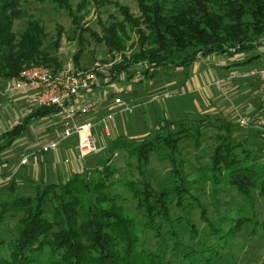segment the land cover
Listing matches in <instances>:
<instances>
[{"label": "trees", "instance_id": "1", "mask_svg": "<svg viewBox=\"0 0 264 264\" xmlns=\"http://www.w3.org/2000/svg\"><path fill=\"white\" fill-rule=\"evenodd\" d=\"M38 1L52 3L71 18L72 41L78 48L73 56L76 68L88 45L85 35L103 44L113 58L116 54L122 56V61L107 74L96 72L109 85L131 67L140 66L141 75L147 78L164 66L191 64L198 55L244 56L264 47V0H134L138 15L117 4L123 20L102 27L101 35L80 25L83 17L76 16L70 0ZM91 1L95 8L106 2ZM86 3L84 0L78 11L84 10ZM23 20L24 29L15 32V23ZM132 36L136 39L132 40ZM60 40L61 30L49 38L41 21L28 14L21 0H0V82L16 81L23 70L33 66H44L54 73L61 71ZM127 48L132 50L129 57ZM58 113L54 107L33 109L22 123L0 133V153L26 133L28 121ZM165 122L163 131L134 141L128 151L143 176L149 155L166 149L174 167L173 187L155 190L146 179L136 186L134 181L125 182L144 219L142 229L154 233L157 241H165L161 229L173 224V207L183 208L186 200L199 204L191 193L196 184L209 182L213 191L220 186L231 187L247 199L251 208L257 197L264 200V140L259 128L254 136L261 143L255 154L247 147L250 136L242 140L232 135L234 128H241L239 122L208 114L197 119L185 115L179 121ZM212 130L216 133L210 165L202 167L196 179L188 180L181 161L174 158L177 143L188 138L199 142ZM121 142L119 138L111 141L108 152L114 155L122 149ZM93 172L75 173L64 182L36 184L32 195L14 198L15 185L11 181L9 195L0 198V264H176L168 258L166 249L160 253L143 248L136 219L119 203L118 193L110 194L119 181L114 180L118 169L111 165L109 157L100 160ZM205 213L202 210L201 217L213 239L227 242L248 228L249 236L258 234L264 238V210L261 219H228L226 230L209 221ZM10 221L14 225L6 230L11 239L8 242L1 229ZM190 231L196 233L193 225ZM167 234L178 239L174 231ZM4 245L7 252L3 251ZM173 250L181 264L186 260L192 264L191 259L201 252L183 250L181 246ZM259 264H264V256Z\"/></svg>", "mask_w": 264, "mask_h": 264}, {"label": "rangeland", "instance_id": "2", "mask_svg": "<svg viewBox=\"0 0 264 264\" xmlns=\"http://www.w3.org/2000/svg\"><path fill=\"white\" fill-rule=\"evenodd\" d=\"M21 1L22 7L28 14L35 16V18L41 21L49 38L55 37L57 30H61L58 56L63 62L62 70L71 69L74 72H86L92 70L94 65L99 63L100 68H98L96 72L107 74L113 66L122 61L121 55L116 54L113 58L107 54L103 44H96L92 37L85 35L84 37L88 41V45L80 59V66L77 67L79 69H77L73 64V56L78 48L76 42L72 41L73 27L71 18L52 3H41L38 0ZM83 1L84 0H70L73 11L79 18L83 17L80 25H82L84 29H90L98 35H101L102 27L108 26L111 23H119L123 20L118 5H125L130 9L132 14L138 15V9L134 0H106L104 5L98 8H95L91 0H86L87 5L85 9L78 11L77 7L82 5ZM24 22V20L17 21L14 25V31L19 32L23 30ZM125 29L129 34V28L125 26ZM133 39L135 40L136 37L132 36V40ZM128 44L129 43H127V45ZM131 52V48L125 49L127 57L130 56ZM250 56H252V54L245 55L243 59H248ZM215 58V60H209L208 62H206L205 59L199 61L200 64L196 71L194 66L183 70V68H174L171 65L159 68L154 74L147 78L145 75H141L143 69L140 66L131 67L125 70L112 85L105 84L106 81L104 77H98L99 84L92 88L90 92L80 94L74 102H71L72 106L80 108L92 102L101 103L98 113L104 115L109 111L111 112L112 99L120 97L126 104L134 106V110L131 114H116L113 121L109 122L108 134L103 132L101 124L95 126L94 138L96 142V151L82 161L79 160L76 155V137H71L63 141L54 151L46 153L41 151L42 147L47 143L59 140L62 131L59 115L28 121L26 133L23 137H20L19 144L26 142L28 145H35V148L38 147V155L34 160H45L47 164H50V166L51 164L55 165L57 169L66 168L69 172L65 175L69 176L66 177L63 182L67 180V178L69 179L72 177L75 173L86 171L93 174L94 169L98 167L99 161H104L109 157L111 165L118 169V173L114 176V180L119 181L118 184L110 190V194L118 193L121 196L119 203L123 204L127 213L136 219L139 233L143 238V248L145 249L160 253L166 249L168 258L176 264H181V258L176 254L177 252L175 250L171 251V249H174L176 246H181L183 250L195 249L201 251L191 259L192 264H259L264 256L263 237L258 234L249 236L250 230L248 228L227 242L215 238L213 239L209 236V230L201 217V211L205 210V217L214 223V225L217 226L221 224L226 230L228 229V219L231 218L235 219L236 217L246 216L261 219L264 210V200L262 198L257 197L254 201V206L251 208L247 199L239 195L236 190L231 187L220 186L213 191V187L209 182L200 185L196 184L192 187L191 193L192 196L196 197L199 204L192 200H186L183 203V208L173 207L171 213L173 224L163 225L161 234H163L165 241L159 242L154 237V233L144 228L142 229L144 219L125 186L126 181H134L136 186L138 181L146 179L155 190H160L164 186L168 189L173 187L174 179L172 178V170L174 167L166 149L149 155L148 162L142 169V176L137 167L136 159L132 157L128 151L130 149L129 145L144 137H152L157 131H163L162 127L165 126L166 120L179 121L185 115L192 119H197L200 117L203 118L204 115L208 113L204 112L207 106L204 102L206 99L203 94L190 93L186 87L175 86V83L180 82L187 75L188 79L193 82L197 81L200 86L214 85L221 76L218 72L220 69L215 66L223 61L230 64L233 56L223 57L222 55H218L215 56ZM238 58L242 60V57ZM237 67L240 66H232L233 69H237ZM8 83L9 82H7V84ZM7 84L0 85V97L4 99L13 97L12 99L15 107L8 106L9 108H6L3 106L6 110L3 112L1 111V116L4 119H9V121L6 122L5 127H1V132L13 127V125L20 124L25 120L29 112H31V108H37L32 104L31 97L28 98L30 103L27 100L25 101L27 104L26 107L22 106L18 108L19 105L16 104L18 102L15 101L17 97H19V94H4V89ZM216 87L217 86H214V90H217ZM212 90L213 89H211V91ZM202 92L204 93V91ZM20 95L23 96L22 94ZM131 99L134 100L132 101ZM135 100L138 101L135 102ZM4 101L5 100H3V102ZM0 103L2 104L1 100ZM217 104L226 105V109L232 107L230 99L220 93H218L214 105ZM87 114H78V121L96 122V117L93 119L92 114ZM210 114L217 116V114L214 113ZM252 124L254 125L253 122ZM241 126L244 128L247 124ZM257 129L256 126L252 129L234 128L232 135L242 140L250 136L251 138L248 139L247 143L248 146L247 144L246 146L256 154L261 143L260 139L255 138V131H257ZM246 131L248 132L247 134ZM215 133L214 130L207 132L205 137L201 138L199 142L188 138L181 139L177 143L178 153L175 154L174 158L177 162L181 161L182 171L184 174L188 175V180L196 179L200 176L201 168L210 165V157L215 144ZM118 138L122 139L120 147L123 148L116 150L114 155L110 154L108 152L109 143ZM14 145L0 153L1 173L13 175L16 169V172L21 173L31 166V164H28L29 157L25 156V158H27V163L23 166L19 165V167L14 170L17 161L13 157H8L7 163H5V170L1 171L5 153L9 150L12 154L13 150L18 149ZM73 168H75V171L72 170ZM49 173L48 170L44 169V179H40L41 173H38L36 174L37 180L34 183L18 186V188L15 186L14 195L11 197L32 195L35 191L36 184L45 182L57 183L62 181L61 178H48L47 181L46 177L49 176ZM12 178H14V176ZM10 183L11 182L8 183L6 191L0 192V198H2L4 194L5 196L9 195L7 193H9ZM223 219H225V221H223ZM13 225L14 221H10L2 227L1 230L4 231L5 241L9 242L11 240L6 230L11 229ZM190 225L195 227L196 233L193 234V232L190 231ZM169 231H174L178 239L167 234ZM7 249V245H4L3 251L7 252ZM172 253L175 254V256H171ZM184 263L189 264L187 260L184 261Z\"/></svg>", "mask_w": 264, "mask_h": 264}, {"label": "built area", "instance_id": "3", "mask_svg": "<svg viewBox=\"0 0 264 264\" xmlns=\"http://www.w3.org/2000/svg\"><path fill=\"white\" fill-rule=\"evenodd\" d=\"M100 64L96 63L92 70L86 72H74L64 69L54 73L50 68L44 66H33L25 69L19 75L18 80L9 82L4 89V94H22L31 97V102L37 108L54 107L59 113L61 120V135L59 140L47 143L41 149L42 152L54 151L63 141L76 137V155L79 160L86 159L96 151L94 128L102 125L103 132L108 134L109 122L119 113L131 114L134 106L128 105L120 97L111 101V112H107L98 119L95 118L101 103L92 102L80 108L72 106L71 102L82 93H88L99 84L96 74ZM239 78H253L257 82L258 92L264 100V66L251 68L238 75ZM220 84V81L217 82ZM92 114L96 122H79L78 114ZM87 114V115H88ZM246 119H241V124H246ZM254 125L262 131L264 140V110L253 119ZM27 163V158L20 161V166Z\"/></svg>", "mask_w": 264, "mask_h": 264}, {"label": "crops", "instance_id": "4", "mask_svg": "<svg viewBox=\"0 0 264 264\" xmlns=\"http://www.w3.org/2000/svg\"><path fill=\"white\" fill-rule=\"evenodd\" d=\"M257 53V54H256ZM249 54H252V56H250L248 59H243V55H222L223 57L226 56H233V58H231L232 62L229 63H225L220 62L219 65L215 66L217 68H219L220 70H218V72L221 74V76L219 77V80L216 81L214 83V85H203L200 86L197 81H191L190 79L187 78V75L185 76V78H183V80H181L180 82H176L175 86H181V87H186L187 90L190 93L193 94H203L204 98L206 99L205 104L207 106V108L204 110V112H208L210 111V113H214L217 114V116H220L222 118H225L227 120H229L232 123L235 122H239V124H241V119L245 118L246 119V127H242L241 129H252L255 126L252 124L253 119L259 115L263 110H264V100L261 97V95L258 92V85L257 82L255 81V79L253 78H239L238 75L241 74L244 71H247L251 68H260L264 66V47L258 48L256 51H253ZM247 54V55H249ZM218 56V55H217ZM238 57H242V60L239 59ZM203 59H205L206 62H208L209 60H215V56L214 55H207V56H200L198 55L196 57V59L188 65L182 66L180 68L184 69H189L191 66L195 67V71L198 67V65L200 64L199 61H203ZM232 66H240L237 67V69H233ZM182 77V76H180ZM220 81V84H217V82ZM1 84H5L3 82H0ZM7 84V82H6ZM214 86H217V90H214ZM211 89H213L211 91ZM204 91V93L202 92ZM211 91V92H210ZM218 93L222 94L223 96H226L230 99L232 107L226 109V105H221V104H217L214 105L216 100H217V95ZM19 97H17L15 102L17 105H19L18 108H21L22 106L26 107V100L28 101L29 96L23 95L21 96L20 94L18 95ZM21 96V97H20ZM13 97L11 98H2L0 97V100L2 101V104L0 103V133H2L3 130L1 132V127H5L6 126V122L9 121V119H4L1 116V111L3 112L4 110H6V108L9 107H15V105L13 104ZM5 100L3 102V100ZM132 100V99H131ZM134 100V99H133ZM132 100V101H133ZM138 100H135V102H137ZM30 103V101H28ZM139 103V102H138ZM6 107V108H3ZM9 106V107H8ZM34 108H31V111ZM103 112V111H102ZM31 112H29L30 114ZM207 113V114H208ZM209 113V115H211ZM29 114L26 116L28 117ZM101 114H97L96 118L98 119ZM53 117V116H52ZM22 123V122H21ZM242 125V124H241ZM14 126V125H13ZM8 130V129H7ZM248 132L246 131V134ZM248 136V135H247ZM23 137V136H21ZM20 139V138H19ZM19 139L13 144L14 146H16V148H18L17 150H13L12 154L9 152V150L7 151V153H5V157L4 158V162L1 165L2 166V170H5L6 164L7 163V158L8 157H13L17 162H16V166L14 167V170L16 168L19 167L20 165V161L25 157L28 156V164H31L30 168L25 169L23 172L19 173L16 172V170L13 172V175L11 174H7V173H1L0 172V192L6 191L7 189V185L9 182L13 181V183L15 184V186H22L28 183H34L37 179H36V174L41 173V177L40 179L43 178V170H48L49 176L46 177L47 181L48 178L51 179H58L61 178V182H63L64 179H66V177H68L69 175H65L67 174L69 171L66 168H55V165L50 166V164H47L45 160H34L36 158V156L38 155V147L35 148V145H28V143L24 142L19 144ZM37 142V141H36ZM19 144V145H18ZM13 146V147H14ZM31 160V162H30ZM23 168V167H21ZM41 170V172H40ZM73 171H75V168L72 169ZM14 176V178H12ZM11 179V180H10ZM44 179V178H43ZM68 179V178H67ZM66 181V180H65ZM1 196V193H0ZM5 196V194H4ZM3 196V197H4ZM6 198V197H4Z\"/></svg>", "mask_w": 264, "mask_h": 264}]
</instances>
